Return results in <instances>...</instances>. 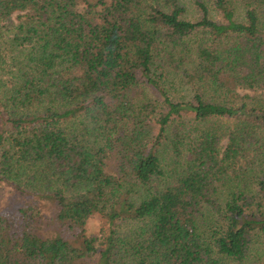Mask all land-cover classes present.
I'll use <instances>...</instances> for the list:
<instances>
[{
    "label": "trees",
    "instance_id": "trees-1",
    "mask_svg": "<svg viewBox=\"0 0 264 264\" xmlns=\"http://www.w3.org/2000/svg\"><path fill=\"white\" fill-rule=\"evenodd\" d=\"M191 1L0 0V264H264V0Z\"/></svg>",
    "mask_w": 264,
    "mask_h": 264
},
{
    "label": "rangeland",
    "instance_id": "rangeland-1",
    "mask_svg": "<svg viewBox=\"0 0 264 264\" xmlns=\"http://www.w3.org/2000/svg\"><path fill=\"white\" fill-rule=\"evenodd\" d=\"M182 2L189 8L188 17L191 19H196L198 17V13L192 3L191 0H182ZM212 15H215L213 12ZM11 191V188H0V192H2V195L6 196L7 193ZM100 229V219L98 217H95L91 223V231H93L95 234L99 232Z\"/></svg>",
    "mask_w": 264,
    "mask_h": 264
}]
</instances>
